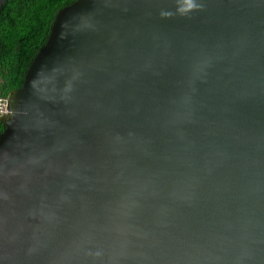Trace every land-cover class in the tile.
Returning a JSON list of instances; mask_svg holds the SVG:
<instances>
[{"label": "water", "instance_id": "1", "mask_svg": "<svg viewBox=\"0 0 264 264\" xmlns=\"http://www.w3.org/2000/svg\"><path fill=\"white\" fill-rule=\"evenodd\" d=\"M7 107L0 264H264V0H77Z\"/></svg>", "mask_w": 264, "mask_h": 264}, {"label": "trees", "instance_id": "2", "mask_svg": "<svg viewBox=\"0 0 264 264\" xmlns=\"http://www.w3.org/2000/svg\"><path fill=\"white\" fill-rule=\"evenodd\" d=\"M77 0H6L0 8V97L21 89L57 13ZM5 124L0 117V135Z\"/></svg>", "mask_w": 264, "mask_h": 264}, {"label": "built area", "instance_id": "3", "mask_svg": "<svg viewBox=\"0 0 264 264\" xmlns=\"http://www.w3.org/2000/svg\"><path fill=\"white\" fill-rule=\"evenodd\" d=\"M7 100L0 97V117H5L8 115Z\"/></svg>", "mask_w": 264, "mask_h": 264}, {"label": "clouds", "instance_id": "4", "mask_svg": "<svg viewBox=\"0 0 264 264\" xmlns=\"http://www.w3.org/2000/svg\"><path fill=\"white\" fill-rule=\"evenodd\" d=\"M193 6H194V5L190 2V3H189V7H193Z\"/></svg>", "mask_w": 264, "mask_h": 264}]
</instances>
